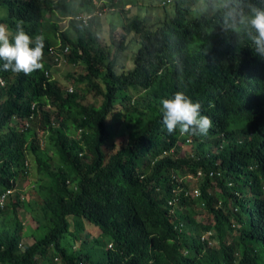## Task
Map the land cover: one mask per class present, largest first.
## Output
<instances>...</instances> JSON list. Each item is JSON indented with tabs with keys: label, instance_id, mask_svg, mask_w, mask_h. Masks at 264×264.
I'll return each mask as SVG.
<instances>
[{
	"label": "trees",
	"instance_id": "obj_1",
	"mask_svg": "<svg viewBox=\"0 0 264 264\" xmlns=\"http://www.w3.org/2000/svg\"><path fill=\"white\" fill-rule=\"evenodd\" d=\"M125 1L110 5L135 4ZM162 1L171 17L123 24L137 49L118 71L129 45L115 24L104 45L95 16L74 19L93 0H0V24L44 39L41 69L0 68V196L9 191L0 264H264V58L230 27L235 12L264 0ZM57 46L85 68L70 75L71 92L50 74ZM176 91L212 120L206 136L167 132L160 100ZM118 107L127 137L107 151ZM29 158L36 178L25 198L17 186ZM26 234L33 241L22 244Z\"/></svg>",
	"mask_w": 264,
	"mask_h": 264
},
{
	"label": "rangeland",
	"instance_id": "obj_2",
	"mask_svg": "<svg viewBox=\"0 0 264 264\" xmlns=\"http://www.w3.org/2000/svg\"><path fill=\"white\" fill-rule=\"evenodd\" d=\"M112 0H93L95 3V12H96V24L95 30L99 35V40L102 44L106 45L109 43V31L111 28V24H115V37L116 39H122L127 42L129 47L121 54L118 63L123 66V68L119 67L118 71L125 70L132 66L131 59L135 54L137 49V45L133 40V32H127V30L123 27L126 22L129 21L131 17L134 15H138L140 18H143L146 21V24L154 25L158 20H162L165 17H171L174 11L173 3H161L159 5V1L161 0H133L134 3H130L124 5L125 7L122 9L121 6L112 7L110 2ZM221 1V0H218ZM117 5H120V2H127L125 0H115ZM203 2V0H195L192 2L193 6H199V4ZM114 3V2H113ZM98 12H101L100 14ZM192 15H197L196 10H191ZM71 17L66 16L63 17L61 20L58 21L59 26L61 29L68 28L69 20ZM9 35L11 36L12 33L9 31ZM78 73H85V68L81 64H70L66 61H61L60 63L52 64L50 74L52 78L59 82L62 86L63 90L73 91L75 89V84H73L72 80L70 79V75H77ZM77 87L82 88L85 87L82 83H77ZM86 101L93 105H99L101 102V97L96 96L92 92L86 94ZM108 124L111 129L112 137L106 143L107 151L115 150L121 147L127 137L128 127L126 121L122 120L119 116V107L110 114L108 118ZM39 130L37 129V132ZM38 136L40 139L43 140L44 136L42 133L38 132ZM41 136V137H40ZM191 147L186 146L183 147L182 153L188 154L191 153ZM28 171L29 176L27 178H21V181L17 188L24 194L25 198L29 195V189L32 187V182L36 178V172L33 163L28 161ZM196 182V181H195ZM29 214L26 213L25 210L20 209V217L26 225H33L32 221L28 220ZM95 226V225H92ZM89 228L90 225H87ZM96 227V226H95ZM31 228V227H30ZM97 228V227H96ZM91 233H87L89 237ZM33 241L32 237L28 234L22 239V244L26 242ZM213 243L210 241V244Z\"/></svg>",
	"mask_w": 264,
	"mask_h": 264
},
{
	"label": "clouds",
	"instance_id": "obj_3",
	"mask_svg": "<svg viewBox=\"0 0 264 264\" xmlns=\"http://www.w3.org/2000/svg\"><path fill=\"white\" fill-rule=\"evenodd\" d=\"M230 27L243 32L254 54L264 58V8L250 6L247 11L235 12ZM43 52V37H31L19 23L10 36L8 28L0 24V68L4 71L28 74L41 69ZM160 106L162 124L169 134L179 129L182 133L206 136L212 127V120L201 114L200 103L182 91L161 98Z\"/></svg>",
	"mask_w": 264,
	"mask_h": 264
},
{
	"label": "built area",
	"instance_id": "obj_4",
	"mask_svg": "<svg viewBox=\"0 0 264 264\" xmlns=\"http://www.w3.org/2000/svg\"><path fill=\"white\" fill-rule=\"evenodd\" d=\"M162 3H165V1H162ZM98 13L100 14L101 12H98ZM95 15H96V12L88 13V14H77L76 16H74V19L76 21H80V22L86 24L88 22V20L91 19ZM52 52H53V59L55 61V64L60 63L61 61H64V55L68 52V47L65 46V47L61 48V47L57 46L55 49L52 50ZM1 84H3V82H1ZM199 174H200V172L198 173V175ZM8 192L9 191H7L6 193H8ZM6 193H3L0 196V206L3 205V203H4Z\"/></svg>",
	"mask_w": 264,
	"mask_h": 264
}]
</instances>
